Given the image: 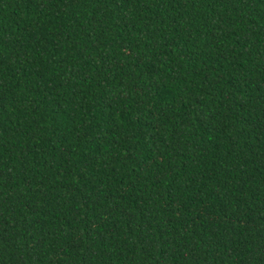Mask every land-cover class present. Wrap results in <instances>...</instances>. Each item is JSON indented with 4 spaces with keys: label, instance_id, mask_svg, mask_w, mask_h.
I'll use <instances>...</instances> for the list:
<instances>
[{
    "label": "trees",
    "instance_id": "1",
    "mask_svg": "<svg viewBox=\"0 0 264 264\" xmlns=\"http://www.w3.org/2000/svg\"><path fill=\"white\" fill-rule=\"evenodd\" d=\"M0 264H264V0H0Z\"/></svg>",
    "mask_w": 264,
    "mask_h": 264
}]
</instances>
